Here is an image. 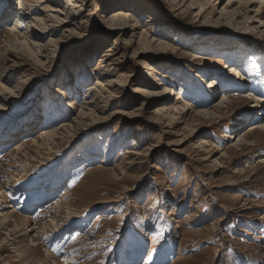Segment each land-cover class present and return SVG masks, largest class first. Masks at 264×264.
<instances>
[{
  "label": "rangeland",
  "instance_id": "1",
  "mask_svg": "<svg viewBox=\"0 0 264 264\" xmlns=\"http://www.w3.org/2000/svg\"><path fill=\"white\" fill-rule=\"evenodd\" d=\"M183 1L83 0L70 36L36 28L44 57L6 2L0 211L21 252L0 232V264H264V28L218 20L229 0ZM97 81L95 113L65 131Z\"/></svg>",
  "mask_w": 264,
  "mask_h": 264
},
{
  "label": "bare ground",
  "instance_id": "2",
  "mask_svg": "<svg viewBox=\"0 0 264 264\" xmlns=\"http://www.w3.org/2000/svg\"><path fill=\"white\" fill-rule=\"evenodd\" d=\"M7 1L8 0H0V15L2 14L1 21L8 20L13 13V12L12 13L10 12V6L8 8L5 7ZM82 1L83 0H66L65 2L62 0H18V5H19V7H18V11H19L18 18L16 20L15 26L11 29V31H15L18 33V39H17L18 41H19V39H22V42L20 41L19 45L27 46L28 44H31L33 46H36L38 55L44 57L45 55H43V53L45 51L46 44L40 42V41H42L44 35L38 34L36 32V28L42 27L43 31H46V32L51 33V34L61 32L62 38L66 35L70 36L72 34L71 32L74 31V28L79 27L83 23L82 15H84L83 14L84 11H83V7H82V3H80ZM218 1L219 0H206L205 2H206V4H213V3L216 4ZM183 2H179L178 4L183 6L185 4ZM200 2H201V4H200ZM198 3L201 6V8L198 10L197 14L203 15L205 12V9H204L205 4H204L203 0H191L189 7L191 9L196 8ZM258 3L261 4L262 7H264V0H229L227 5L224 6L220 10V16L218 17V20L223 19V18H229V19L236 21L237 23H244V25H246L248 28H252V30L264 28V19L263 18L260 19L261 22L259 23V25L254 24V25L250 26V24H249L250 22H254V20L256 21V19H255L256 16L255 17L251 16L250 12L255 10L254 7H256L255 5ZM38 4H41L42 6H41V9H39L40 13L35 15L34 12H37V10H35L34 8H31V7L33 5H38ZM235 4H238V5H235ZM34 7H36V6H34ZM259 7H261V6H259ZM259 12L263 13L264 9L258 8L257 13H259ZM122 13L123 12H117L116 11V13L113 15V17H111L109 20L112 21L113 23H117L119 21L126 19V16H129V13H127L125 16H123ZM251 20H253V21H251ZM71 24H72L73 28H71L69 26ZM263 30H261V31L259 30V31L262 32ZM58 40L59 39L50 38L48 43L49 44H53V43L55 44L56 42H58ZM12 42H14V41H12ZM16 43H18V42H16ZM113 50H114V48H113ZM110 51H112V48L108 49V52H110ZM108 52L104 54V57L106 58L105 60H108L112 56L115 55L114 52L113 53H111V52L108 53ZM104 57L102 56V58H104ZM102 58H101V67H105L104 62H106V61H104V59H102ZM11 60L12 59L10 58V56H4L0 59V62L1 61H11ZM114 60L116 62L115 63L116 65L121 66V63H120L121 61H119L116 58ZM16 64H19V63H16ZM147 65H149V64L147 63ZM234 66H235V64L230 66L231 72L236 71L238 74H240V71L237 70V68H234ZM150 69L152 71L153 67H150ZM153 71H155V70H153ZM236 72H234V73H236ZM4 75H5V71L3 70L2 73L0 72V76H4ZM215 79L216 78L209 79V81H210V84L208 85L209 87H216ZM109 82L111 83V85L116 86L115 82L114 83H112L111 81H109ZM101 86H102V83L97 81V83L94 86L89 87V89H88L89 94H86L84 96V98H88L89 100L83 102V105L81 106V109L79 111V116L82 115L81 119L78 120L79 119V116H78V118L73 119L71 122H69V121L67 123L63 122L60 126L61 128H64V130H65V128L69 129V128H72L74 126L80 125L81 123H83L85 118H87L91 114L95 113V111L97 109V107H96L97 101L95 100V97H96V94L98 93V88ZM146 91L147 90H140V89L134 90L135 93L137 92L141 95L147 94ZM118 94H119V92H118ZM75 95H77V94H75ZM223 105H224L223 101L218 102V106H223ZM70 107L75 108L74 103H70ZM203 113L208 115V114H211L212 112L203 111ZM32 126H33V124H32ZM253 126H254L253 128L258 129L264 125L262 124V122H257ZM44 133H46L47 136H55L60 132H59V129L56 128L55 130H53L51 132H44ZM44 133H42V134H44ZM230 137L232 138L233 135H230ZM233 138H236V136H234ZM45 150H46V148H45ZM49 189L50 188L47 187L43 192H48ZM13 221L14 220H13L12 214L10 215V213L5 212L4 210L0 211V232L7 231V232H9V235H11V236L16 235L13 238H11L12 242L10 239L9 240H10L11 244H13L15 246L16 250L18 252H21V250H19L20 246L18 247V245H17L18 240L16 239L19 237V234L17 235L19 228H18V225L12 223ZM28 230L33 231L34 228H29ZM34 240H36V239L34 238ZM57 249H59V248H57ZM50 250L51 249L48 250L49 251V257H56L55 253H53V251L52 250L50 251ZM65 252H66V255H70L68 257V259L65 260V262L74 263L73 255H71L67 249ZM65 252H64V254H65ZM38 262H39L38 264H45L46 263L44 261H38Z\"/></svg>",
  "mask_w": 264,
  "mask_h": 264
}]
</instances>
